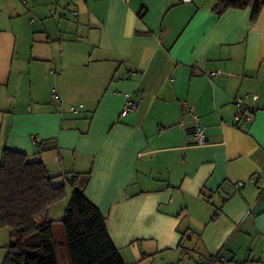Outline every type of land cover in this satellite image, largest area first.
Listing matches in <instances>:
<instances>
[{"label": "crops", "instance_id": "1", "mask_svg": "<svg viewBox=\"0 0 264 264\" xmlns=\"http://www.w3.org/2000/svg\"><path fill=\"white\" fill-rule=\"evenodd\" d=\"M58 1L0 0V152L82 191L124 264H264V7L252 22L216 0Z\"/></svg>", "mask_w": 264, "mask_h": 264}, {"label": "trees", "instance_id": "2", "mask_svg": "<svg viewBox=\"0 0 264 264\" xmlns=\"http://www.w3.org/2000/svg\"><path fill=\"white\" fill-rule=\"evenodd\" d=\"M263 7L264 0H216L212 12L221 16L228 10L250 8V20L255 22ZM58 99L57 94L54 102ZM71 107L79 112L82 105ZM55 148L54 144L36 143V153ZM54 181L42 161L1 150L0 232L9 235L1 264H60L61 249L70 264H124L107 234L104 216L82 191L71 193L58 221L49 218V209L68 197L67 187ZM55 222L62 228L64 239L59 241L54 237Z\"/></svg>", "mask_w": 264, "mask_h": 264}, {"label": "built area", "instance_id": "3", "mask_svg": "<svg viewBox=\"0 0 264 264\" xmlns=\"http://www.w3.org/2000/svg\"><path fill=\"white\" fill-rule=\"evenodd\" d=\"M65 1L68 2L69 0H65ZM77 14L78 11L71 12L72 17H76ZM220 73L221 72L219 70L215 69L208 73V77L210 80H213ZM51 97L53 102L57 99V91L55 88L51 89ZM252 99L256 100V96H252ZM234 102L238 108V114L236 115L235 122L236 123H239L241 121L250 122L254 113V108L251 106H246V104L243 103V99L240 97L236 98ZM137 106L138 103L136 100L131 99V97L127 98L122 107L120 117H126L130 112L135 111L137 109ZM70 110L73 113L78 112V109L75 107H71ZM187 113L193 116L192 118L193 144L195 146H202L206 143V136L204 134V131L201 129V127H199L198 119L196 116H194L193 110L187 109ZM180 125L183 126L182 123ZM245 185H246L245 182H237L233 184L232 187L234 190H239ZM198 264H230V261L227 259L225 255L221 254L220 252H217L201 260Z\"/></svg>", "mask_w": 264, "mask_h": 264}, {"label": "rangeland", "instance_id": "4", "mask_svg": "<svg viewBox=\"0 0 264 264\" xmlns=\"http://www.w3.org/2000/svg\"><path fill=\"white\" fill-rule=\"evenodd\" d=\"M60 4H63V0H59L58 1ZM70 195L71 193L69 192L68 189V197L63 200L62 202H60L59 204H57L56 206H54V208H52L50 214H49V218L53 221H58L64 212V209L70 199ZM54 237L56 240H62L63 238V234H62V228L60 226V224L58 222H55L54 224ZM59 262L60 264H70L66 254H65V250L61 249L59 252Z\"/></svg>", "mask_w": 264, "mask_h": 264}]
</instances>
